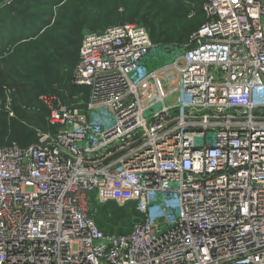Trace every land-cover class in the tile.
I'll use <instances>...</instances> for the list:
<instances>
[{"label": "built area", "instance_id": "obj_1", "mask_svg": "<svg viewBox=\"0 0 264 264\" xmlns=\"http://www.w3.org/2000/svg\"><path fill=\"white\" fill-rule=\"evenodd\" d=\"M179 1L204 21L169 63L136 22L89 32L84 106L28 105L48 114L0 147V264H264V0ZM108 203L128 231L97 225Z\"/></svg>", "mask_w": 264, "mask_h": 264}, {"label": "rangeland", "instance_id": "obj_2", "mask_svg": "<svg viewBox=\"0 0 264 264\" xmlns=\"http://www.w3.org/2000/svg\"><path fill=\"white\" fill-rule=\"evenodd\" d=\"M144 17L151 24L149 29L154 28L152 43L156 49L146 63L148 69L169 63L204 21L200 11L190 17L188 8H182L178 0H0V79L4 74L3 78L9 77L6 83L16 84L14 96L6 93L7 110L14 105L29 125L44 130L47 108L45 115L28 109L39 96L84 106L88 92L72 84L73 66L55 70L60 83H49L39 72V60L48 56L45 38L62 42L69 25L75 21L82 25L83 37L120 23H143ZM104 206L93 207V218L105 233L130 229L133 213L129 206L114 203Z\"/></svg>", "mask_w": 264, "mask_h": 264}, {"label": "trees", "instance_id": "obj_3", "mask_svg": "<svg viewBox=\"0 0 264 264\" xmlns=\"http://www.w3.org/2000/svg\"><path fill=\"white\" fill-rule=\"evenodd\" d=\"M180 3V1L178 0ZM180 6L185 8L180 3ZM142 22L133 21L142 25L148 31L150 38L154 41V28L149 29L151 25L147 18H143ZM82 25L75 21L71 23L68 27V32L64 36L62 42L53 41L51 39L45 38L47 40V50L48 56L42 57L39 60L38 70L45 76L46 81L50 82H61V78L58 77L57 72L55 71L61 66H73L77 64L79 58V48L82 40ZM195 30V29H194ZM193 30V31H194ZM102 31V30H101ZM95 32V31H93ZM187 38V37H186ZM185 38V39H186ZM183 39V41L185 40ZM167 43V42H165ZM0 79V147H7L13 144L24 148L36 142V128L33 124L29 125L27 120H25L21 110L19 108L12 106L11 111L14 116L9 117V111L7 110L6 103V93L8 90H12L10 95L14 96L16 84L12 81L10 84L6 83V79ZM38 110L35 112H41L43 115L46 114L45 107L39 105ZM105 208V206H104Z\"/></svg>", "mask_w": 264, "mask_h": 264}]
</instances>
